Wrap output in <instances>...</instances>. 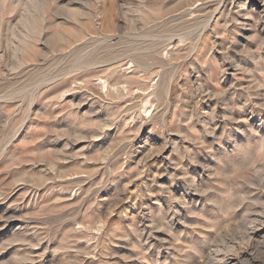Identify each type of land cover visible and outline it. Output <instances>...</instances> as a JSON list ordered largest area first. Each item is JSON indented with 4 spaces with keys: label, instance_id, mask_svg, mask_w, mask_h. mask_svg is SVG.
<instances>
[{
    "label": "rangeland",
    "instance_id": "obj_1",
    "mask_svg": "<svg viewBox=\"0 0 264 264\" xmlns=\"http://www.w3.org/2000/svg\"><path fill=\"white\" fill-rule=\"evenodd\" d=\"M0 264H264V0H0Z\"/></svg>",
    "mask_w": 264,
    "mask_h": 264
}]
</instances>
